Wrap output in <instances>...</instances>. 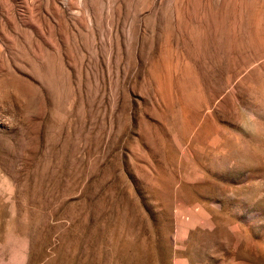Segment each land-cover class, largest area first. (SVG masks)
<instances>
[{
	"label": "rangeland",
	"instance_id": "rangeland-1",
	"mask_svg": "<svg viewBox=\"0 0 264 264\" xmlns=\"http://www.w3.org/2000/svg\"><path fill=\"white\" fill-rule=\"evenodd\" d=\"M0 264H264V0H0Z\"/></svg>",
	"mask_w": 264,
	"mask_h": 264
}]
</instances>
